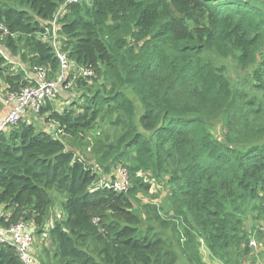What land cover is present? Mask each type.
I'll return each instance as SVG.
<instances>
[{
  "label": "trees",
  "instance_id": "1",
  "mask_svg": "<svg viewBox=\"0 0 264 264\" xmlns=\"http://www.w3.org/2000/svg\"><path fill=\"white\" fill-rule=\"evenodd\" d=\"M7 1L0 0L8 31L0 46L11 59L28 56L31 73L0 54L4 95L34 85L35 68L55 78L48 38L60 8L61 51L94 77L74 81L82 93L67 108L42 106L36 116L50 127L28 115L0 132V209L8 212L0 226L30 221L41 235L55 193L62 217L47 230L53 251L39 264H177L173 241L155 224L172 227L186 264H205L200 247L224 264L248 255L244 215L252 203L264 214V99L234 88L215 59L251 70L253 91L264 95V0ZM126 90L140 104L137 121ZM221 120L223 141L208 129ZM103 127L112 142L96 162L106 173L124 166L126 192L98 187L96 169L65 143ZM138 172L165 189L170 215L146 205L143 219L134 208L151 184ZM0 264H21L12 246L0 244Z\"/></svg>",
  "mask_w": 264,
  "mask_h": 264
},
{
  "label": "rangeland",
  "instance_id": "2",
  "mask_svg": "<svg viewBox=\"0 0 264 264\" xmlns=\"http://www.w3.org/2000/svg\"><path fill=\"white\" fill-rule=\"evenodd\" d=\"M7 3L11 6H16V4L12 1L9 0ZM1 44V42H0ZM2 45V44H1ZM6 55V53H5ZM6 57H8L6 55ZM9 58V57H8ZM28 56L21 54L20 56H16L12 59L15 61V66L14 68L17 69L18 67H22L27 74H30L31 71L26 67L27 61H28ZM215 63L219 67H224L226 69V74L227 77L231 83V85L234 88H239L242 91L246 92L249 94V96L254 97L258 100H263L264 95L261 92H254L252 88V75H251V70L246 71V72H241L236 69L234 66L232 60H222L219 58L215 59ZM20 69V68H18ZM93 78V77H92ZM4 86L2 81H0V94L3 96L4 95ZM81 91H74V90H66L64 88L60 89V91L57 94V97L55 100L52 101L53 106L56 108V110H62L64 108H67V102L66 99L74 96L76 98L75 100L79 101V96L81 95ZM126 95L133 101L134 106H135V113H136V121L139 118L141 114V107L138 102V100L135 98V96L129 91H125ZM65 95L66 98H60V96ZM32 116L35 118V125L39 127H45L47 128L48 126L50 127L51 125L47 124L41 120L38 119L36 114L32 113ZM32 120V121H33ZM36 121H38V124H36ZM209 131L211 134L218 139L219 141H223L225 136L227 135V129L224 126V120L221 121H216L213 122L208 126ZM112 135L113 133L108 131L107 128L103 127L101 131L97 132H92L86 135L82 141L78 140H70L69 138L65 139V143L69 147H74L83 159L88 163V166H90L92 169H96V174L98 177H100L98 181V187H104L105 181H112L113 178H115V168H111L108 173L104 172L100 167L99 164L96 162L98 158L105 157V154L109 150L107 145H109L112 142ZM108 136V138H105ZM101 138L102 142H98L93 140V138ZM124 167V166H122ZM125 168V167H124ZM146 181H149L150 184V189L146 193H138L136 194V200L137 202H133L134 208L138 210V212L142 215V218L144 219L145 214H146V205H154L156 207H163L164 209L162 210V215L166 217V214L170 215V212H168V209L166 208L165 205V189L156 184L153 183V181L150 180L149 177L146 178ZM131 186V182H130ZM53 197V207L50 211V219L51 221L46 224L44 231L41 235L39 234H33V249L35 251V258L36 261L39 262V260L43 261L42 257L46 260L49 259L52 255L53 251V246L50 244L48 241V233L47 230H49V227L54 221L60 219L62 217V212L59 209V204L62 201V196L52 193ZM252 204H257V203H252ZM252 204L249 206V210L245 213L244 215V229L250 234V245H252L251 252L244 256L238 264H264V214L259 212L258 210L251 211ZM7 211H4L3 209H0V217L3 213H6ZM8 213V212H7ZM147 221H144V225H148ZM28 224L32 227L33 232H34V226L32 222H28ZM155 232H163L164 235L166 236L167 239L173 241L174 243V249L178 254L179 261L177 264H186L187 262L185 261L183 255L179 251L177 244L174 242V234L171 230L172 227H167L166 229H162L159 225L155 224L154 225ZM258 233H261V236L258 235ZM202 245V244H201ZM200 254L203 258V262L205 264H224L220 262L219 260L212 258L203 247H200ZM39 264V263H38Z\"/></svg>",
  "mask_w": 264,
  "mask_h": 264
},
{
  "label": "built area",
  "instance_id": "3",
  "mask_svg": "<svg viewBox=\"0 0 264 264\" xmlns=\"http://www.w3.org/2000/svg\"><path fill=\"white\" fill-rule=\"evenodd\" d=\"M82 0H66L68 4H75ZM60 8L51 23L48 43L52 47L55 57L59 62V69L54 79H48L47 71L44 68L34 69V85L21 88L17 92H11L2 98L4 105L11 106V110L0 121V132H5L16 126L23 118L39 113L42 106L52 103L56 99L60 89L72 90L74 81L77 78H92L94 73L90 68H74V64L67 55L61 51L60 37L57 34V17L63 13ZM8 35L7 28L0 23V39ZM0 54L5 56L4 49L0 46ZM8 58V57H6ZM137 177L145 180L144 174L138 172ZM130 187V176L128 171L122 166H116L115 178L112 181H105L104 188L114 192H126ZM0 244L12 246L21 264H37L33 249V232L27 223L18 222L11 224L7 228L0 226Z\"/></svg>",
  "mask_w": 264,
  "mask_h": 264
},
{
  "label": "crops",
  "instance_id": "4",
  "mask_svg": "<svg viewBox=\"0 0 264 264\" xmlns=\"http://www.w3.org/2000/svg\"><path fill=\"white\" fill-rule=\"evenodd\" d=\"M4 52L6 53V55L10 58V53H8L6 50H5V48H4ZM8 58V59H9ZM11 59V58H10ZM14 59H11V62L12 63H14L15 64V61H13ZM29 76H30V74H29ZM31 77H32V75H31ZM4 86V85H3ZM4 97V95L2 96L1 94H0V102L2 103V107H1V110H0V121L3 119V117L11 110V106H8V105H4L3 104V102H2V98ZM60 98H66L65 97V95H63V96H60ZM68 100L66 99V102H67ZM67 105H69V102H67ZM35 252V251H34ZM207 252V251H206ZM208 253V252H207ZM209 254V253H208ZM202 257V256H201ZM202 260H203V258H202ZM37 264H38V262H37Z\"/></svg>",
  "mask_w": 264,
  "mask_h": 264
}]
</instances>
